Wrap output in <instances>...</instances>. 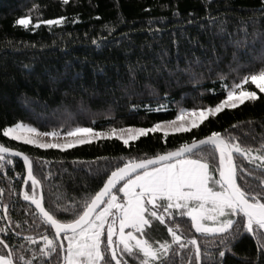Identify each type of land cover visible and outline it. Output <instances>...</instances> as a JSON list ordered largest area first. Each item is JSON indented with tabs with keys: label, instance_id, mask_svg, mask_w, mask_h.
I'll return each instance as SVG.
<instances>
[{
	"label": "trees",
	"instance_id": "obj_1",
	"mask_svg": "<svg viewBox=\"0 0 264 264\" xmlns=\"http://www.w3.org/2000/svg\"><path fill=\"white\" fill-rule=\"evenodd\" d=\"M33 5L36 6L33 20L63 16L65 22L59 26L41 25L35 31L14 26V19ZM262 9V0H69L67 4L63 0H0V126L22 121L39 131L62 125L66 128L69 124L93 126L97 130L108 127L109 123L148 127L174 118L181 106L214 103L212 93L204 91L213 87L214 76L200 79L194 87L181 72L172 75L165 72L161 76L153 72L151 79L140 73L137 83L129 85L128 67L137 62L159 65L163 59L169 69H183L190 61H207L211 57L217 61L212 65L215 73L220 69L227 72L234 60L251 62L264 49V39L252 35L254 29L264 31ZM249 18L252 22L246 25L245 42L242 22ZM221 23L225 32H219L216 27ZM93 40L97 43L93 44ZM197 71H203L205 77L208 75L207 67ZM124 87L133 94H126ZM215 87L219 89L218 81ZM93 89L94 96L90 95ZM81 96L90 111H81L78 107ZM147 104L153 109L158 104L164 105L166 110L145 112L143 105ZM132 105L139 107L132 108ZM233 124L243 125V130L249 133L245 143L257 146L264 137V100L225 110L210 125L205 123L193 132L202 136L209 128L222 130ZM159 135L141 138L132 152L151 154L164 147ZM190 138L189 134H170L167 145L172 147L181 139ZM0 143L24 151L32 158L34 174L43 183L46 205L57 197L73 198L82 190L91 191L97 183L95 172L103 171L106 165L115 162L114 157L127 152L120 142L105 139L63 151L38 149L2 136ZM13 159V165L0 170V188L4 189L0 217L4 215L3 204H8L12 228L20 233L10 243L17 248L23 243L26 250L30 246L23 237L34 236L38 242L44 229L37 227L38 220L33 223L34 217L27 214L28 203L18 195L24 168L19 159ZM24 189L31 191L29 182ZM183 219L188 221L187 217ZM17 221L19 228L15 227ZM7 223L0 220V227ZM181 231L185 236L192 234L190 221L181 223ZM148 238L170 239L158 222L148 232ZM200 243L203 250L205 239L201 238ZM217 245L218 240L207 238L208 250L219 258ZM228 247L230 251L226 252L224 264L248 261L264 264L261 256L264 249H259L258 240L246 232L231 240ZM25 254L31 255L27 251ZM186 259V256L175 257L176 264H186ZM51 264H56L55 254Z\"/></svg>",
	"mask_w": 264,
	"mask_h": 264
},
{
	"label": "snow or ice",
	"instance_id": "obj_2",
	"mask_svg": "<svg viewBox=\"0 0 264 264\" xmlns=\"http://www.w3.org/2000/svg\"><path fill=\"white\" fill-rule=\"evenodd\" d=\"M68 2L63 0L64 4ZM35 8L33 5L15 18L14 26L35 31L41 25L59 26L65 22L63 16L33 20ZM250 22L251 18L242 22L245 42L248 38L246 25ZM216 27L219 32L226 30L223 23ZM252 35L264 39V31L254 29ZM215 63L217 61L209 57L207 61H190L185 68L174 70L169 69L163 59L159 65L130 64L129 85L137 83L140 73L151 79L153 72L157 76L181 72L194 87L200 79L215 77L213 87L204 91L212 93L216 102L194 103L190 108L181 106L174 118L154 122L148 127L109 123L108 127L97 130L93 126L69 124L66 128L62 125L63 130L39 131L22 121L0 126V136L38 149L63 151L99 139L120 142L127 149L114 157L115 162L106 165L103 171L95 172L94 189L82 190L78 197H57L52 204L46 205L43 183L34 174L32 158L24 151L0 143V170L13 165V158L22 159L26 170L22 179L25 185L30 181L31 191L21 188L18 195L28 202L27 214L34 217L33 223L38 220L37 227L44 229L38 242L34 236L23 237L30 246L26 250L23 243L19 248L14 247L10 242L20 233L12 228L9 205L3 204L4 215L0 220L8 223L0 227V264H51L53 254L56 264H176L177 256H186V264H224L226 252L230 251L228 245L242 232L257 239L259 249H264V137L255 147L245 143L249 133L241 124L222 130L209 128L202 136L193 132L205 123L210 125L225 110L264 100V49L251 62H230L227 72L220 69L213 73ZM205 67L207 77L203 71H197ZM216 81L219 89L215 87ZM123 91L133 94L127 87ZM90 95H96V91L93 89ZM77 103L81 111H90L83 96ZM143 108L145 112L166 110L159 104L155 109L150 104ZM68 114L71 116L70 110ZM150 134H160L158 139L164 141V147L151 154H134L132 149L137 142L150 138ZM170 134H189L191 138L181 139L177 145L168 147ZM3 194L4 189L0 188V197ZM185 217L194 230L190 236L181 231V223L188 222L184 221ZM157 222L164 226L170 239L152 241L148 238V232ZM15 227H20L18 221ZM209 237L219 241L216 247L219 258L208 250ZM201 238L206 241L203 250ZM25 251L31 255L26 256ZM261 256L264 257V252Z\"/></svg>",
	"mask_w": 264,
	"mask_h": 264
},
{
	"label": "water",
	"instance_id": "obj_3",
	"mask_svg": "<svg viewBox=\"0 0 264 264\" xmlns=\"http://www.w3.org/2000/svg\"><path fill=\"white\" fill-rule=\"evenodd\" d=\"M15 158H17V159H19L21 162H22V165H23V161H22V159H20V158H18V157H15ZM23 168H24V166H23ZM24 175H26V170L24 169ZM29 183H30V181H29ZM21 188H25V183H24V180H23V183H22V186H21ZM22 198V197H21ZM23 199V198H22ZM24 201V200H23ZM26 203H28L27 201H25Z\"/></svg>",
	"mask_w": 264,
	"mask_h": 264
},
{
	"label": "rangeland",
	"instance_id": "obj_4",
	"mask_svg": "<svg viewBox=\"0 0 264 264\" xmlns=\"http://www.w3.org/2000/svg\"><path fill=\"white\" fill-rule=\"evenodd\" d=\"M95 141V140H94Z\"/></svg>",
	"mask_w": 264,
	"mask_h": 264
}]
</instances>
